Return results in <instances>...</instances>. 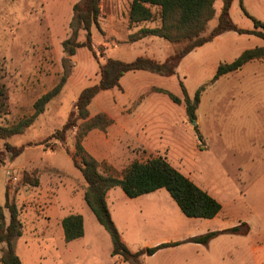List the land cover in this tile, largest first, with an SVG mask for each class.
I'll use <instances>...</instances> for the list:
<instances>
[{"label": "rangeland", "instance_id": "rangeland-1", "mask_svg": "<svg viewBox=\"0 0 264 264\" xmlns=\"http://www.w3.org/2000/svg\"><path fill=\"white\" fill-rule=\"evenodd\" d=\"M112 1L104 0L106 14L91 29L92 42L104 58L111 57L112 46L133 43L130 35L140 30L134 29L140 23L131 24L130 18L128 24L118 22L126 16V1L122 0L120 9L112 6ZM243 2L236 0L232 19H242V27L248 24L255 28L252 18L241 8ZM71 3L72 0H0V126L31 115L34 102L59 83L64 73L62 59L66 56L62 42L71 33ZM222 7L223 0H216L215 16L206 34L217 25ZM152 10L155 15L149 21L155 27L161 25L160 9L153 7ZM147 37L152 41L146 42V47L159 49L156 54L161 56L173 55L179 49L178 44L164 38ZM250 38L230 42L228 47L232 45V52L236 53L264 45L263 38ZM85 39V32L81 31L79 40ZM216 48L212 44L194 49L188 59L186 55L181 60L176 76L158 77L167 82L169 91L182 99V83L191 98L204 86L195 124L186 115L184 101L175 103L164 93L146 95L140 107L127 104L128 109L137 107L132 116L136 121L130 127V136L125 135L117 149L124 150L125 165L131 156L128 145L143 142L150 153L165 157L173 167L217 198L229 214L224 219L227 224L240 221L241 229L247 233L221 235L215 253L223 254L224 260L207 264H264V58L213 80L219 64L226 63L225 57L217 55ZM123 53L129 58L127 51ZM232 57L233 54L228 59ZM70 62L68 79L72 77L77 84L67 82L24 133L0 137V204L5 206L9 200L18 209L25 234L15 244L23 264H131L118 263L119 256L112 254L110 235L93 213L86 218L84 238L71 244H62L59 240L49 244L28 238L31 232L26 230L32 216L40 215L39 221L45 225L48 222L44 212L47 206L43 210L41 204L42 196L45 198L47 193L55 194L51 202L62 215L85 213L82 205L86 183L72 158L75 129L68 132L64 142L47 139L67 121L81 89L93 84L95 75L99 74L98 61L85 47L78 49ZM123 84L127 86V81ZM115 101H124L118 89L104 91L93 100L92 111L108 109ZM8 145L24 147V150L15 155L16 151L9 150ZM143 150V145L135 149L139 156H147L142 161L153 157L149 156L154 154ZM130 153L134 159L130 157L127 166L134 160L141 161L133 151ZM123 165L120 169L112 166L121 175L127 167ZM204 220L189 217L185 230L203 234ZM212 227L217 229L220 224ZM173 233L170 231L165 236L173 241L176 238ZM153 240L154 237H145L141 243ZM177 241L183 243V240ZM192 252L183 246L167 249L148 257L143 264H191Z\"/></svg>", "mask_w": 264, "mask_h": 264}, {"label": "trees", "instance_id": "trees-1", "mask_svg": "<svg viewBox=\"0 0 264 264\" xmlns=\"http://www.w3.org/2000/svg\"><path fill=\"white\" fill-rule=\"evenodd\" d=\"M101 2L102 0H80L73 5V16L70 22L71 33L62 42L66 56L62 59L64 73L59 83L34 102V112L31 115L10 125L0 126V137L6 138L24 133L46 110L48 103L62 91L70 73V57L74 56L80 48L89 49L98 61L99 81L82 89L77 97L75 109L67 121L47 139H55V143H57L56 141L64 142L68 132L75 129V152L72 158L86 183L85 202L98 222L109 233L112 241V254L121 256L131 264H143L141 258L144 255H153L162 248L176 246L180 242L162 243L137 252L131 251L122 240L107 204L106 196L110 189L120 187L128 197L135 198L165 188L181 211L187 217L192 218H213L221 211L222 204L208 191L202 189L173 167L163 156H154L147 161L134 160L122 171L121 175L108 162L97 160L84 147V139L94 129L106 131L114 120L106 112H99L91 116L89 106L102 91L113 88L121 89L120 80L128 72L145 70L167 77L175 75L181 60L186 55L227 31L254 34L264 39V22L250 16L241 3L242 10L252 18L255 29L240 28L231 17L230 10L233 0H223L218 23L210 33L206 34L208 24L215 16L216 0H133L130 4L131 24L152 20L155 15L152 8L158 7L161 25L153 28H141L138 32L130 35V41L135 42L147 36H158L178 44L179 49L164 62L147 56H139L132 61H125L113 57L104 58V55L98 53L97 47L92 42V26L98 24L101 15H103ZM259 28L263 30H258ZM81 31L86 35L84 41L79 40ZM263 58L264 46L247 49L232 62L220 63L213 80L240 69L252 60ZM181 85L183 99L164 88L153 87L152 89L167 94L175 103L180 104L184 101L188 119L195 121L200 94L204 86H201L191 98L183 83ZM7 147L9 150L16 151L15 155H19L24 150V147L14 148L9 145ZM5 208L9 211V221L6 218ZM61 223L66 242L84 236L85 226L82 214L71 213L65 216ZM22 233L23 225L16 205L10 203L9 200L5 206L0 204V247L5 246L0 256V261L3 264H23L15 248L16 239ZM222 233L246 234L247 231L242 230L240 224L222 231H210L193 236L188 241L207 245Z\"/></svg>", "mask_w": 264, "mask_h": 264}, {"label": "crops", "instance_id": "crops-1", "mask_svg": "<svg viewBox=\"0 0 264 264\" xmlns=\"http://www.w3.org/2000/svg\"><path fill=\"white\" fill-rule=\"evenodd\" d=\"M76 1L78 2L80 0H76ZM76 1L72 0L71 6H70L72 10H73V5L76 3ZM125 1H126L125 4L127 5L126 16L125 18H123L122 22H120V20L118 21L122 25L129 23L130 4L133 0H125ZM248 1L249 3H247V1L245 0L243 2L244 7L248 11V13L250 15L252 14L254 18L264 22V0H248ZM235 2L236 0H233L232 2V6L230 10L231 17L233 16ZM111 4L112 6H115L116 9H120L122 7V0H113ZM101 9L103 11V14L105 15L106 12H105V7H104V0H102L101 2ZM234 22L240 28L247 29V30L255 29V28L249 27L248 24L245 25L247 27H242L241 22H244L242 19H240V21L234 20ZM158 26L160 25L158 24L156 27ZM142 27L152 28L155 26L153 25L151 21H144L143 23L135 25L134 29L137 31L138 29H141ZM114 30H117V29H114ZM242 37H248V38H242ZM250 37H258V36L254 34H239L233 31H227L217 36L211 42H208L198 48H202V47H206L207 45L215 44L217 47L216 48L217 55L222 56V58L225 57L226 62H232L236 57H238L243 51L247 49L243 51L241 49V51H237L236 53H233L232 45L228 47V44L230 42L231 43L237 42L238 40L239 42H241L242 41L241 39H251ZM152 38L156 39L153 36ZM150 41L152 40H150L148 37L147 38L145 37L131 44L126 43L124 45L122 44L116 45L115 47L112 46L111 49L113 50V53L111 54V57L125 60V61H132L139 56H147V57L156 59L160 62H164L169 55L164 57V56H161L160 54H156V52L158 53L159 49L157 50L148 49L145 43L150 42ZM153 41L156 42L158 40H153ZM123 51L128 52L129 58L125 57V54L123 53ZM232 54H233L232 59H228V57ZM75 56L76 54L72 57L74 58ZM188 57H189V54L185 58L188 59ZM256 61H259V60L255 59V60H252L246 63L240 68V70L247 67V65H251L252 63H255ZM97 67L99 69V65ZM97 67L95 69L96 71H97ZM177 74H178V69H177V73L172 76H176ZM84 75L87 76L86 74ZM158 77H160L159 74L152 73V72L145 71V70H137V71L128 72L120 80L121 89L113 88V89H118L121 92L123 96V100H124L122 103L115 101L114 104H112L108 109H98L99 111L97 110V112L92 111L93 102L91 103V105L89 106V111H90L91 116L99 112H106L114 120L113 124L106 131L94 129L90 131L84 139V142H83L84 147L97 160L106 161L109 164L113 165L116 169L121 168V166L124 163L123 161L124 150L119 151L117 149V146L123 142V140L126 137L125 135L130 136V127L136 121L132 119V116L135 112V108L140 107L142 105V103L145 101L146 95L154 96L155 94L157 95V94L162 93V92L153 91L152 89L153 87H159V88H164V89L169 90L167 87V82L163 80V78H158ZM164 77L167 78V76H164ZM124 80L127 81V86H124L123 84ZM98 81H99V74L95 75V78L93 79V84L97 83ZM67 82H72L74 84L72 77H70ZM113 89H110V90H113ZM105 91H109V90H105ZM102 93H104V91H102L100 94ZM127 104H133V105H136L137 107H135L134 109H128ZM150 106H154V104H151ZM72 141L75 146L74 137L72 138ZM139 145H143V148L145 149L143 151H147L149 155L154 154V153L149 152L148 147L143 142L138 141V144L128 145L129 154L131 156H129L127 160L125 159L127 161V163H125L126 166L130 162L129 160L130 157L134 159V155L131 154L130 152L133 151L136 154L135 157L139 156L137 152H135V149H138ZM71 151H73V149ZM158 155L159 154H154V155H150L149 157L151 156L154 157ZM138 158H140V160L142 161L141 158H144L146 160L147 156L143 155V157L139 156ZM125 165H123V167ZM53 168L59 169L56 166H53ZM119 189L121 188L114 187L110 189L107 193L106 200H107V204L109 206L113 221L120 232L121 238L131 251L137 252L141 249L154 247L162 243L178 242L177 240H183L182 241L183 243L180 245L162 248L158 250L155 254L150 255V256L144 255L141 258L143 263L146 262V259L148 257L149 258L154 257L158 255L159 253L166 251L167 249H175V248H179L182 246L185 247L187 251H193L192 252L193 258L191 257V264H207L209 262L219 263V262H222V260H224L223 254H220L219 256L216 255L217 252L215 253L216 251L215 247L218 241L217 239L225 233H222L218 235L217 237L213 238L207 245H204L201 243L189 242L188 241L189 238L193 236H197L198 234L195 233V231H190L189 229L187 231L185 230L186 225L189 224V217L185 216V214L181 211V209L179 208L175 200L171 197L170 193L165 188H160L153 192L146 193V194L140 195L135 198L128 197L122 189L121 190ZM54 196H55L54 193L45 194V198L42 196L41 204H43V210L45 209L44 206L45 205L47 206V209H45L44 212H46L47 214L48 222L45 225L39 221L40 215H38L37 217L32 216L30 218L31 219L30 226L26 230L28 232L29 231L31 232V237H28V238H31L30 240H33V241L34 240L36 241L42 240L44 242L46 241L49 244H51L55 240L61 241L62 244H71L78 239L73 240L71 242H66L65 236H64V230H63L62 223H61L62 219L71 213L67 215H62L59 208L51 202V199H53ZM83 199H84V194H83ZM83 201L84 202H83L82 208L85 211V213L82 215L84 217V226H85L84 236H85L86 235V218H90V215H92L91 213L93 212L91 211V209L85 202V199ZM30 212L33 213L32 211ZM5 214H6L7 221H9V213H7L6 209H5ZM227 216H229V214L225 211V208L222 204L221 211L215 217L209 218V219L205 218L204 222L202 223L205 226V229L202 232L207 233L210 231H222V230L229 229V228L239 225L240 221L236 224L234 223L227 224L226 221L224 220ZM214 224L215 225L220 224V227L215 229L214 227H212ZM39 228L40 229L46 228V229H44L43 231H38ZM170 231L174 232L173 234H175V237L178 239L175 238L173 241H171L169 237H166L165 235H168ZM40 233H42L41 236H39ZM23 234H25V229L23 231ZM230 234L231 233H229L228 235ZM84 236L79 239L84 238ZM145 237H154L155 240L151 242L141 243L142 242L141 240ZM111 244H112V241H111ZM4 248H5L4 245L0 247V256ZM15 248H16V244H15ZM16 251H17V248H16ZM118 263H125V260L121 256H119ZM0 264H3V263L0 261Z\"/></svg>", "mask_w": 264, "mask_h": 264}, {"label": "water", "instance_id": "water-1", "mask_svg": "<svg viewBox=\"0 0 264 264\" xmlns=\"http://www.w3.org/2000/svg\"><path fill=\"white\" fill-rule=\"evenodd\" d=\"M196 121H193V123L195 124Z\"/></svg>", "mask_w": 264, "mask_h": 264}]
</instances>
